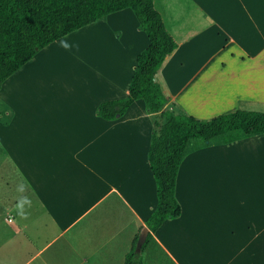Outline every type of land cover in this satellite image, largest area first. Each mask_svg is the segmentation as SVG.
<instances>
[{
  "label": "crops",
  "instance_id": "0c3cea01",
  "mask_svg": "<svg viewBox=\"0 0 264 264\" xmlns=\"http://www.w3.org/2000/svg\"><path fill=\"white\" fill-rule=\"evenodd\" d=\"M153 4L177 43L155 76L165 109L264 113V0ZM127 10L49 44L0 85V264H124L149 233L145 104L114 121L97 112L128 96L149 45ZM175 197L181 214L151 233L142 264H264V135L188 154Z\"/></svg>",
  "mask_w": 264,
  "mask_h": 264
},
{
  "label": "trees",
  "instance_id": "16d2710c",
  "mask_svg": "<svg viewBox=\"0 0 264 264\" xmlns=\"http://www.w3.org/2000/svg\"><path fill=\"white\" fill-rule=\"evenodd\" d=\"M127 9L133 12L149 45L136 56L128 96L102 102L97 112L104 120L114 121L134 101L142 100L151 118L148 162L156 183L157 205L147 221L146 244L164 221L181 214L175 187L183 159L206 146L264 135V113L236 110L201 120L165 109L168 99L155 76L177 43L165 29L153 0H0V85L49 44ZM137 243L138 239L124 264H142Z\"/></svg>",
  "mask_w": 264,
  "mask_h": 264
},
{
  "label": "water",
  "instance_id": "95a60500",
  "mask_svg": "<svg viewBox=\"0 0 264 264\" xmlns=\"http://www.w3.org/2000/svg\"><path fill=\"white\" fill-rule=\"evenodd\" d=\"M146 236H147V231H146V229H145V230H143V231L140 233V235H139L138 243H137V246H136V252L139 253V251H140L142 245H143L144 242H145Z\"/></svg>",
  "mask_w": 264,
  "mask_h": 264
},
{
  "label": "clouds",
  "instance_id": "9594fccd",
  "mask_svg": "<svg viewBox=\"0 0 264 264\" xmlns=\"http://www.w3.org/2000/svg\"><path fill=\"white\" fill-rule=\"evenodd\" d=\"M21 190H23V189H21ZM24 203H28V201H26V200L23 201L20 205H18V207H20L22 209ZM20 214L23 215V212H21Z\"/></svg>",
  "mask_w": 264,
  "mask_h": 264
},
{
  "label": "rangeland",
  "instance_id": "374dc122",
  "mask_svg": "<svg viewBox=\"0 0 264 264\" xmlns=\"http://www.w3.org/2000/svg\"><path fill=\"white\" fill-rule=\"evenodd\" d=\"M127 11H129L130 13H132L130 10H127Z\"/></svg>",
  "mask_w": 264,
  "mask_h": 264
}]
</instances>
